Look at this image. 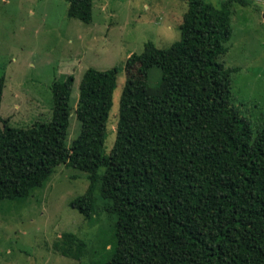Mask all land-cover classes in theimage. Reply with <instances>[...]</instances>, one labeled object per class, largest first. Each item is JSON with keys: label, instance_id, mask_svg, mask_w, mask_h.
I'll return each instance as SVG.
<instances>
[{"label": "trees", "instance_id": "16d2710c", "mask_svg": "<svg viewBox=\"0 0 264 264\" xmlns=\"http://www.w3.org/2000/svg\"><path fill=\"white\" fill-rule=\"evenodd\" d=\"M65 1L70 18L92 22L97 0ZM183 1L180 40L164 50L148 42L127 60L110 154L119 68L85 72L75 109L82 128L71 147L74 75L53 83L50 121L18 128L0 115V203L28 198L66 165L89 181L72 209L91 226L105 215L116 219L104 264H264V125L255 135L233 105L239 69L221 62L231 6L247 2ZM4 90L1 78L0 111ZM61 239L55 248L63 256L88 254L77 235Z\"/></svg>", "mask_w": 264, "mask_h": 264}, {"label": "rangeland", "instance_id": "374dc122", "mask_svg": "<svg viewBox=\"0 0 264 264\" xmlns=\"http://www.w3.org/2000/svg\"><path fill=\"white\" fill-rule=\"evenodd\" d=\"M209 1L217 8L226 2ZM245 1L246 6H231L233 33L221 62L239 69L232 77L233 105L256 135L264 125V0ZM68 11L65 0H0V79L5 81L0 115L18 128L50 121L53 83L74 75L66 141L71 147L82 128L75 109L85 72L119 68L107 130L106 153L110 154L128 58L141 55L148 42L163 50L178 42L188 5L183 0H97L90 24L70 18ZM158 80L159 71L153 70L150 83ZM88 186L86 173L60 165L28 198L2 201L0 264H104L108 259L104 246L110 242L116 219L105 215L91 226L71 207ZM65 233L87 243L88 254L81 261L56 250Z\"/></svg>", "mask_w": 264, "mask_h": 264}]
</instances>
